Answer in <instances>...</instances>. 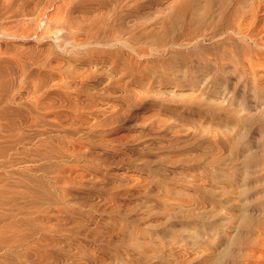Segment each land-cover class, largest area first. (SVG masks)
<instances>
[{"label":"rangeland","instance_id":"rangeland-1","mask_svg":"<svg viewBox=\"0 0 264 264\" xmlns=\"http://www.w3.org/2000/svg\"><path fill=\"white\" fill-rule=\"evenodd\" d=\"M101 1L0 0L30 15L0 30L42 39L18 40L39 53L7 52L3 71L41 116L24 136L39 138L42 205L74 217L62 264H264V1ZM121 23L126 44L94 42Z\"/></svg>","mask_w":264,"mask_h":264},{"label":"bare ground","instance_id":"bare-ground-1","mask_svg":"<svg viewBox=\"0 0 264 264\" xmlns=\"http://www.w3.org/2000/svg\"><path fill=\"white\" fill-rule=\"evenodd\" d=\"M190 1L191 0H183L182 2H180V4H189ZM128 2L129 0H116L117 9L126 6ZM62 5L65 6L64 4ZM62 5L60 10L63 8H67L63 7ZM59 7L60 6H58V8ZM157 8L159 7L157 6L154 9ZM64 10L65 9H63V11ZM152 12L153 11L151 8L146 7L141 12L135 14L134 17L136 18V23H141L142 19L146 18L148 15H151ZM34 18L36 17L34 16ZM9 20L16 23V26H22L21 28H23L24 25L29 24L28 20H30V15L27 13H20L11 16L7 14L5 7L2 6V4L0 3V26H3L5 23L9 22ZM121 22H123V20ZM45 23H47L46 20L44 18L41 19L40 27L41 25L43 26ZM112 23L114 24V22ZM113 24H104L99 30L94 31L92 35L94 42L96 41L97 44H102L99 42H104L112 47L116 45L126 44L123 35L121 34L124 29V24L121 23L122 25L119 28H116L115 26H113ZM35 26L37 28V23ZM30 27L27 30H29ZM34 28L35 27H32V29ZM32 29L31 31L35 30ZM42 30L44 31L42 33L45 34V30L43 28ZM125 30L127 29L125 28L124 31ZM5 31L0 30V264H62L65 255L63 256L61 253V245L65 244V240L67 241V239L64 237V233L66 230V226L74 221V217L64 208L62 210L65 211V213H61L62 210L58 209L57 206L50 201H48L47 203L45 202L46 204L42 205V200L39 196L37 185L40 170L42 168V157L39 154V138L36 134V136L34 137H29L30 140L27 141V138L24 136V130L29 120H32L31 122H34L36 124L40 120L41 116H38L39 114L30 115L28 112L25 111L24 98L26 92L24 90V84L21 79V76L17 74L15 76L12 75V77H10L9 73H4L3 71V63L5 62V60L2 59V57L9 51L16 49L18 53L23 55L27 54V56H35L39 53V50L34 47L38 46L39 43H41L40 40L39 42L33 45H26L27 47L25 48V50L20 49L21 47H19V44H17L18 40L30 41V38L32 37L34 38V40L41 38L39 37L40 34L37 33H35L34 35L32 34L33 36L28 37V35L20 36L17 33L13 34V30V32L11 30L7 31L9 33ZM10 31L12 32V34H10ZM90 33L91 32H89V34ZM70 34V39L67 38V40H65L66 44L71 45V47L75 48L88 46V44L86 43L77 42L76 39L71 41V38L73 39V37ZM64 36L68 37L67 34ZM64 38L65 37H63V39ZM60 41L62 42V40ZM261 46L264 48V42ZM108 51L110 50L107 49L106 52ZM79 53L81 55V52ZM110 53H112V51ZM68 54L70 55V53ZM86 54L87 53H85V55ZM107 55L111 56V54ZM102 69L103 68H101L100 70L102 71ZM91 72H93L92 69ZM101 81V77L97 78L96 85ZM175 97L177 98V101L194 102L196 100L197 95H191L184 98L180 97L179 95ZM26 113L29 114V118ZM220 141L223 145L226 144V141L223 138L220 139ZM27 143L29 146L27 145ZM29 147H31V152L27 151V148ZM215 159H219V157ZM60 179V175H55L51 177V180L55 183L58 182ZM25 184H30L31 190L26 189L24 187ZM26 200H30L29 206L26 205ZM86 225L87 221H84L79 223L78 227L81 228L85 227ZM49 247L51 248L49 252H47V249L45 250V248ZM81 253L82 251L79 249L75 256L82 258ZM187 256L189 257L187 253H183L180 255V258L187 259ZM78 264L85 263L82 262ZM216 264H225L224 258L222 257L218 259L216 261Z\"/></svg>","mask_w":264,"mask_h":264}]
</instances>
